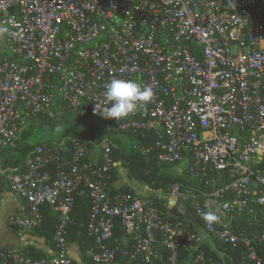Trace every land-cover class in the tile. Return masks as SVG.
<instances>
[{
	"label": "built area",
	"instance_id": "2783aa9c",
	"mask_svg": "<svg viewBox=\"0 0 264 264\" xmlns=\"http://www.w3.org/2000/svg\"><path fill=\"white\" fill-rule=\"evenodd\" d=\"M0 26V179L20 200L8 225L20 246L0 248V264H74L68 235L79 196L91 200L94 264H187L186 244L196 252L190 264H209L206 237L264 264V0H0ZM114 78L153 90L121 125L110 120L120 133L154 134L136 149L183 165L192 180L215 184L227 175L232 182L206 194L207 202L178 185L154 198L111 194V147L90 150L79 141L39 147L20 169L3 167L23 115L102 118L94 105ZM167 198L190 205L200 227L169 219ZM47 204L58 218L52 254L34 257L25 243L44 224ZM209 210L215 221L203 219Z\"/></svg>",
	"mask_w": 264,
	"mask_h": 264
},
{
	"label": "trees",
	"instance_id": "16d2710c",
	"mask_svg": "<svg viewBox=\"0 0 264 264\" xmlns=\"http://www.w3.org/2000/svg\"><path fill=\"white\" fill-rule=\"evenodd\" d=\"M5 32L6 31L1 32L3 35L1 36L3 43H0V49H3L6 46ZM68 117L55 118L49 117L48 115H23V119L19 122L21 131L18 136L17 144L11 148L6 149L1 157V164L3 165V167L7 169H20L24 167L30 159H35V157L37 156V149L39 147L55 149L56 146H60L62 144L72 146L75 141H79L86 143L90 150L111 147L116 164L118 162H122L124 166H129L131 176L136 177L153 190L163 191V193H165L166 195L171 193V189L173 186L178 185L181 191H191L194 194L201 195L202 201L207 202L209 200L204 197L206 194L216 190H221L232 182V179H230L227 175L221 180H217L215 184H207V176H204L201 179L192 180L185 170H182V173L179 174L175 173L173 168L177 167L176 164L159 163L155 158V153L144 155L140 152V150L134 147V145L136 144L141 146L145 144H152L154 142V134H152L151 137L145 138L142 136V134L136 133L134 131L120 133L114 130L116 134L121 135V137L117 136V138H108L104 134L92 131L90 129H84L82 132H76V129L74 128L71 130V132H69L68 135H62L58 139H49L47 141L38 142L35 141V129L54 131V126L57 127L62 119H68ZM127 140H131V142L133 143L130 150H127L124 145V142ZM63 166H65V164H63ZM44 171L50 172L53 177L57 176L56 166L54 165H48ZM117 173L118 170L116 165L115 171L112 175V178L110 179L111 194H114L111 187L113 182L116 180ZM0 180L4 181L3 179ZM154 197L155 196H153V198ZM159 206L161 207V209H165L162 202H159ZM181 206L183 207L182 212L185 213V215H173L171 213L169 214L168 210L165 211V215L171 220L184 219L183 216L189 215L186 216V219L191 220L198 227H200V219L195 216L193 211L190 209V205L182 204ZM90 210L91 200L88 197L79 196L76 198V204L73 210L75 224L70 227L68 239L70 244H77L79 246L80 253L85 260L90 262V264H94L87 256L90 251L96 250L98 248L96 239L89 236L88 234L87 227ZM43 213L45 217L44 224L37 229L36 233L37 235L43 237L49 245L52 235L54 234L55 227L58 223V218L54 214L55 212L53 211L50 204H47L44 207ZM240 223L241 227H247V225L243 221H241ZM123 232L124 231L121 229L119 224H117L116 229L114 230L115 237L121 238L123 236ZM259 245H262L259 247H262L261 255L264 258V244L260 243ZM28 248L31 251H35V249L31 248L30 246H28ZM229 249L230 251L227 253V258H224V260H227L228 264H249L241 258V250H234L232 248ZM212 253H214L212 250L206 249V256L209 259V264L213 263V259H210ZM195 254L196 252L189 249L188 244H186L185 248L180 253L181 259L185 262L189 259L190 261H192V256ZM32 255L34 257H39L45 255V253L36 250V252H33Z\"/></svg>",
	"mask_w": 264,
	"mask_h": 264
},
{
	"label": "crops",
	"instance_id": "0c3cea01",
	"mask_svg": "<svg viewBox=\"0 0 264 264\" xmlns=\"http://www.w3.org/2000/svg\"><path fill=\"white\" fill-rule=\"evenodd\" d=\"M0 28L2 27L0 26ZM1 36L3 35L0 32V43H3ZM72 119H75V117ZM177 166L180 167L181 171L185 170L183 165ZM117 170L118 173L116 175V180L113 182L111 187L114 193L119 190H132L136 194L144 197H159L165 195L163 191L153 190L136 177L131 176L129 166H124L122 162L117 163ZM165 201L167 202V210L169 214L171 213L173 215H179V213H181V211L179 212V210L182 208L180 202L174 198H167ZM19 203L20 200L13 194L7 183L0 180V237L3 241V245H0V248H12L20 246V242H18L15 236L10 234L8 231L9 221L17 212ZM182 214L185 215L183 212ZM186 216L183 217L189 223L190 220L186 219ZM25 244L35 249V251L33 250L34 252L38 250L44 252L45 255L52 254V250L50 249L46 240L43 237L37 235L36 232L34 234L28 235L27 242ZM204 244L206 249L212 250L215 253L211 254L210 259H213L212 264H228L227 260H224V258H227V253L230 251V249L226 245L220 243L219 241H214L210 237H206ZM70 256L72 257L74 264H90V262L85 260L81 255L79 246L77 244H70ZM186 263L190 264V259L186 260Z\"/></svg>",
	"mask_w": 264,
	"mask_h": 264
},
{
	"label": "clouds",
	"instance_id": "9594fccd",
	"mask_svg": "<svg viewBox=\"0 0 264 264\" xmlns=\"http://www.w3.org/2000/svg\"><path fill=\"white\" fill-rule=\"evenodd\" d=\"M2 31L6 29L0 28V32ZM153 95L152 88L140 82L114 78L104 85L103 99L94 105V114L106 120H115L121 125L122 121L150 103ZM203 219L206 222L215 221L217 214L214 210H209Z\"/></svg>",
	"mask_w": 264,
	"mask_h": 264
},
{
	"label": "rangeland",
	"instance_id": "374dc122",
	"mask_svg": "<svg viewBox=\"0 0 264 264\" xmlns=\"http://www.w3.org/2000/svg\"><path fill=\"white\" fill-rule=\"evenodd\" d=\"M75 117V119H72ZM76 129V132H82L84 129H90L92 131L100 132L104 134L108 138H117L121 137V135L116 134L114 131V125L110 120H105L102 118L97 119H79L77 116H69L68 119H62L61 122L56 126H54L53 130H39L35 129V141H47L49 139H58L60 136H66L71 132L72 129ZM131 140H127L124 142L125 148L130 150L132 147ZM173 170L175 173H182L180 167H174ZM1 229V228H0ZM0 245H3V241L0 237ZM89 254V253H88ZM87 254V256H88Z\"/></svg>",
	"mask_w": 264,
	"mask_h": 264
},
{
	"label": "water",
	"instance_id": "95a60500",
	"mask_svg": "<svg viewBox=\"0 0 264 264\" xmlns=\"http://www.w3.org/2000/svg\"><path fill=\"white\" fill-rule=\"evenodd\" d=\"M12 11H13V9H12ZM179 215H182V214L179 213ZM113 241H114V239H108V240H104V241H102L101 244H102V246H107V245L113 243Z\"/></svg>",
	"mask_w": 264,
	"mask_h": 264
}]
</instances>
